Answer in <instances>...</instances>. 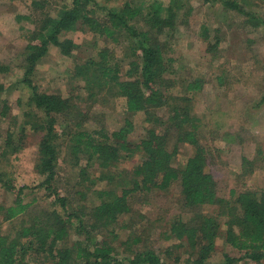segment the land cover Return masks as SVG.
Wrapping results in <instances>:
<instances>
[{
    "label": "trees",
    "instance_id": "16d2710c",
    "mask_svg": "<svg viewBox=\"0 0 264 264\" xmlns=\"http://www.w3.org/2000/svg\"><path fill=\"white\" fill-rule=\"evenodd\" d=\"M106 1L70 0L54 14L46 13L35 21L37 26L25 36L17 83L27 92V101L15 127L2 125L6 107H0V156L17 158L23 139L38 134L35 169L41 180L34 186L49 198V207L41 206L31 212L29 207L35 199L24 202L23 196L32 186L16 183L0 170V186L12 195L9 205L0 206V222L19 217V227L12 235L3 233L0 225V264H167L151 247L118 257L114 243L118 239V218L129 212L131 197L137 198L151 188L165 190L173 183L179 187L183 207L217 209L216 213H194L193 219L181 212L170 217L166 235L175 238L177 246H185L188 264H213L209 259L216 255L215 240L221 231L219 216L224 218V240L241 252L240 258L264 260V191L231 189L228 199L216 194L208 152L198 132L200 119L190 112V91L200 90L202 83L197 79L188 82L186 95L166 93L165 88L171 85L165 77L170 59L164 57L157 34L176 29L175 8L169 5L162 12L159 5L147 6L143 17L146 26L142 29L134 23L142 17L141 4L126 0L109 7ZM221 3L257 20L234 0ZM31 4L36 6L38 1L32 0ZM28 17L23 18L31 19ZM261 22L258 19L254 23ZM84 32H90L93 39L105 37L111 41L124 32L129 49L137 56L128 60L121 71L118 63L108 60V49L104 47L96 52V58L86 57L72 66L69 77L81 79L92 100L103 91L124 98L125 116L119 126L109 131L82 126L86 114L80 116L76 109L79 96L42 91L32 79L38 61L50 45L61 56L73 58ZM90 44L95 43L91 40ZM206 50L211 51L212 45ZM6 71L8 67L0 63V73ZM158 109L164 114H159ZM136 113L142 114L143 131L132 139L134 123L129 117ZM58 131L69 136L67 148L74 164L80 166L79 178L92 183L96 179L104 181L101 189L91 191L95 199L90 203L73 205L59 195L53 184L59 157ZM184 143L192 148V154L176 165L177 147ZM136 154L139 161L122 172L118 185H112V180L118 178L111 167ZM257 161L256 157H242L243 172L254 171L259 167ZM95 165L101 170L96 179L88 171ZM218 257L215 264H234L238 260L225 252Z\"/></svg>",
    "mask_w": 264,
    "mask_h": 264
},
{
    "label": "rangeland",
    "instance_id": "374dc122",
    "mask_svg": "<svg viewBox=\"0 0 264 264\" xmlns=\"http://www.w3.org/2000/svg\"><path fill=\"white\" fill-rule=\"evenodd\" d=\"M31 1L0 0V63L8 67V71L0 73V107L5 104L6 114L2 119L5 127L17 125L21 109L27 101V92L17 83L25 36L37 26L35 21L44 14H54L61 5L70 2L35 0L38 5L32 6ZM123 1L126 0H107L105 3L109 7H117ZM130 1L143 6L142 17L134 20L135 25L142 29L146 26L143 17L147 6L159 5L162 12L169 5L175 8L176 29L157 34L164 49V57L170 59L167 61L169 71L165 77L171 85L165 90L167 94L186 95L188 82L197 79L202 83L200 90L190 91V112L200 119L198 132L208 152V165L214 177L217 196L228 199L231 189L264 191V102L260 103L264 94V0H234L244 12L252 13L257 20H263L258 24L254 23L256 19H251L247 14L223 6L221 0ZM26 16L31 19L23 18ZM127 39L124 32L119 33L116 41L105 37L93 39L90 32H84L82 44L75 50L73 58L61 56L58 49L50 45L35 67L33 82L48 93L79 96L76 109L80 116L86 114L82 126L90 129L104 127L108 131L116 128L125 116L124 98L103 91L92 100L82 80H74L69 76L77 61L91 56L96 58V52L104 47L108 49V60L118 63L121 71L124 70L128 60L137 58L129 49ZM91 40L94 45L90 44ZM208 45H212L211 51L206 50ZM157 111L164 114L163 110ZM129 118L134 123V131L130 134V138L134 139L142 135V114L136 113ZM57 133L60 136L59 157L53 184L59 195L65 196L73 205L90 203L95 199L91 191L101 189L104 185V181L96 179L101 170L96 165L89 167V176L96 179L94 183L89 179H80V166L74 164L67 148L69 136H62L60 131ZM37 141L38 134L27 135L17 158L0 156L1 171L16 183L32 186L23 196L24 202L35 199L29 207L31 212L41 206L49 207V198L34 186L41 180L35 169ZM177 152L176 165L192 154V148L185 143L179 144ZM139 157L136 154L111 167L112 174L118 178L112 180V185L119 184L122 172L132 169ZM242 157L250 160L256 157L259 167L244 173ZM80 191L83 195H80ZM136 197H131L129 212L117 221L118 239L114 243L117 256L124 257L133 251L151 247L167 264H188L185 246H177L178 241L166 235L169 219L179 212L193 219L194 213H216V207H183L177 183L165 190L151 188ZM11 200L12 195L0 186V206L9 205ZM18 218L0 222L2 232L14 234V229L19 227ZM223 219L219 216L221 231L215 240L216 255L209 259L210 262L215 264L219 253L225 252L238 258L234 264H264V260L253 262L240 258L241 252L226 243ZM136 238L138 241L134 242Z\"/></svg>",
    "mask_w": 264,
    "mask_h": 264
}]
</instances>
